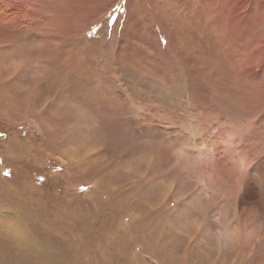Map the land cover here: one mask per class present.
Listing matches in <instances>:
<instances>
[{"label": "rangeland", "instance_id": "1", "mask_svg": "<svg viewBox=\"0 0 264 264\" xmlns=\"http://www.w3.org/2000/svg\"><path fill=\"white\" fill-rule=\"evenodd\" d=\"M0 264H264V0H0Z\"/></svg>", "mask_w": 264, "mask_h": 264}, {"label": "snow or ice", "instance_id": "2", "mask_svg": "<svg viewBox=\"0 0 264 264\" xmlns=\"http://www.w3.org/2000/svg\"><path fill=\"white\" fill-rule=\"evenodd\" d=\"M99 10H103V9L101 8V9H99Z\"/></svg>", "mask_w": 264, "mask_h": 264}]
</instances>
